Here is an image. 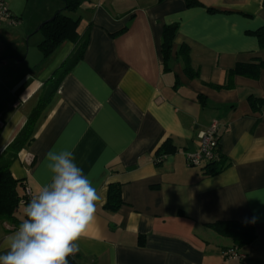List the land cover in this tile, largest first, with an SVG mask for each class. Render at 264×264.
<instances>
[{
    "label": "crops",
    "instance_id": "crops-1",
    "mask_svg": "<svg viewBox=\"0 0 264 264\" xmlns=\"http://www.w3.org/2000/svg\"><path fill=\"white\" fill-rule=\"evenodd\" d=\"M3 1L17 23L0 20V155L37 105L47 79L75 49L66 40L38 58L42 39L32 34L61 0ZM199 1L203 5L80 3L85 22L79 33H87L82 57L63 74L42 106L32 140L9 165L13 178L35 194L51 179L47 153L68 150L92 181L100 200L76 242V264H264V68L257 79L235 75L232 87L213 86L225 83L237 62H264V49L250 33L264 25V4ZM169 23L177 31L164 68L161 31ZM180 44L188 47L195 77L176 57ZM212 119L220 123L226 165L203 175L185 154L196 150L199 132ZM166 139L174 150L157 160ZM113 183L120 186L117 210L105 207ZM217 221L251 224L256 238L235 246L209 226ZM16 229L0 220V244ZM226 248L244 258L225 257Z\"/></svg>",
    "mask_w": 264,
    "mask_h": 264
},
{
    "label": "trees",
    "instance_id": "trees-1",
    "mask_svg": "<svg viewBox=\"0 0 264 264\" xmlns=\"http://www.w3.org/2000/svg\"><path fill=\"white\" fill-rule=\"evenodd\" d=\"M63 7L54 12L52 17L42 21L37 30L43 34L42 40L38 43V48L44 58L51 55L57 47L66 40L75 43V49L63 61L61 66L55 70L45 82L37 105L28 115L25 123L17 132L15 137L8 143L0 155V220L11 223L15 228L18 227L21 220L19 214L20 208L25 209L28 202L25 200V182L22 179H15L11 175L9 165L20 149L27 145L33 138V128L37 121L42 106L50 99L54 93L57 84L63 74L68 71L77 60L82 57L85 47L87 33L80 34L78 25L80 19L72 17L69 13L74 12L85 0H61ZM187 6L203 5L199 0H185ZM264 4V0L262 1ZM207 10L212 11L214 8L205 6ZM51 18V19H50ZM177 31L176 23L164 24L161 31V53L163 65L166 68L167 61L172 53L173 38ZM257 38L258 46L264 49V25L254 31H250ZM177 59L183 64V70L191 77L196 73L191 71L189 66L188 47L180 44L175 52ZM264 68V62H237L233 68L227 70L226 81L220 85H213L216 88L232 87V78L235 75L257 79L260 70ZM174 150L169 139L161 143L157 150V157ZM160 158V157H158ZM224 157L220 154L218 160L210 161L200 167L203 175H213L219 172L225 166ZM122 204L120 186L118 184H109L107 190V199L105 207L111 210H117ZM21 214H24L21 213ZM217 233L229 236L235 246H242L252 242L256 238V232L251 224L236 221H217L209 224ZM69 264H76L72 256L68 257Z\"/></svg>",
    "mask_w": 264,
    "mask_h": 264
},
{
    "label": "clouds",
    "instance_id": "clouds-1",
    "mask_svg": "<svg viewBox=\"0 0 264 264\" xmlns=\"http://www.w3.org/2000/svg\"><path fill=\"white\" fill-rule=\"evenodd\" d=\"M49 183L24 209V219L0 248V264H69L77 241L91 226L100 195L71 151L46 156Z\"/></svg>",
    "mask_w": 264,
    "mask_h": 264
},
{
    "label": "built area",
    "instance_id": "built-area-1",
    "mask_svg": "<svg viewBox=\"0 0 264 264\" xmlns=\"http://www.w3.org/2000/svg\"><path fill=\"white\" fill-rule=\"evenodd\" d=\"M2 18L9 19L12 25L17 22V20L11 16L7 4L3 0H0V20ZM219 128V121L217 119H212L206 128L199 132L198 147L195 151L187 152L185 154V161L189 166L200 168L205 163L220 158ZM159 159L160 158H157V160ZM24 193L25 200L29 203L34 194L27 186L24 188ZM222 253L227 258L239 260L244 258V254L238 252L236 248H226Z\"/></svg>",
    "mask_w": 264,
    "mask_h": 264
},
{
    "label": "rangeland",
    "instance_id": "rangeland-1",
    "mask_svg": "<svg viewBox=\"0 0 264 264\" xmlns=\"http://www.w3.org/2000/svg\"><path fill=\"white\" fill-rule=\"evenodd\" d=\"M60 2L62 3V1H60ZM62 4H63V3H62ZM62 4H61V5H62ZM80 6H81V5H80ZM80 6L77 8L76 11L69 13V15L72 16V17H77V16H79V14H81L82 16H84V18L82 17V20L80 21V23H79V25H78V31H79V30H80V31L82 30L83 23L85 22V14H84V12L81 11V7H80ZM62 7H63V5H62L60 8H62ZM60 8H58V9H60ZM58 9H56L55 11H57ZM53 14H54V13H53ZM53 14H52V15H53ZM52 15H51V16H52ZM51 16H50V17H51ZM78 18L80 19V17H78ZM4 19L8 22V24H12V23H10L9 19H7V18H4ZM1 20H2V19H1ZM16 23H17V22H16ZM16 23H15V24H16ZM32 36H38V37H40L39 40L43 38V34H42V32L39 31V30L36 31L35 33H33ZM25 39H26V38H25ZM27 47H28V44H27ZM32 50H33V49H32ZM37 52H38V53H37V54H38V58H40L41 53H40L39 50H38ZM32 57H33V56H32V53H31V54H30V58H32ZM34 104H35V102L33 103V105H34ZM29 106H30V105H29ZM20 210L22 211L21 213L24 212L23 208H20ZM21 213H20V214H21Z\"/></svg>",
    "mask_w": 264,
    "mask_h": 264
},
{
    "label": "water",
    "instance_id": "water-1",
    "mask_svg": "<svg viewBox=\"0 0 264 264\" xmlns=\"http://www.w3.org/2000/svg\"><path fill=\"white\" fill-rule=\"evenodd\" d=\"M52 17V16H51ZM51 19V18H50Z\"/></svg>",
    "mask_w": 264,
    "mask_h": 264
}]
</instances>
